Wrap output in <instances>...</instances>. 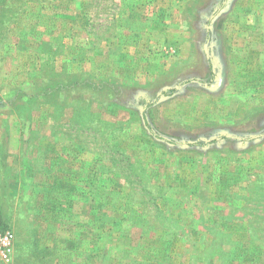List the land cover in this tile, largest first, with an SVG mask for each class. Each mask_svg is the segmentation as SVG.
Returning a JSON list of instances; mask_svg holds the SVG:
<instances>
[{
  "label": "rangeland",
  "instance_id": "obj_1",
  "mask_svg": "<svg viewBox=\"0 0 264 264\" xmlns=\"http://www.w3.org/2000/svg\"><path fill=\"white\" fill-rule=\"evenodd\" d=\"M121 4L43 0L34 13L64 17L32 20L38 38L13 33L28 18L0 33L1 169L17 174L0 180L16 237L0 264H264V0H141L124 36ZM82 72L115 99L85 92L88 114L43 97Z\"/></svg>",
  "mask_w": 264,
  "mask_h": 264
},
{
  "label": "trees",
  "instance_id": "obj_2",
  "mask_svg": "<svg viewBox=\"0 0 264 264\" xmlns=\"http://www.w3.org/2000/svg\"><path fill=\"white\" fill-rule=\"evenodd\" d=\"M122 6L129 8L130 16L132 17L133 16V11L131 10L132 6H133L132 2H130V1L125 2L124 1ZM4 7L5 6L2 7L3 15L1 14V16H0V33L1 34L3 33L2 36L5 35V29L9 26V24H7L8 21L6 19L7 15H8V12H7L8 7L7 6L5 8ZM55 16L64 17L63 15L59 14L58 12H55L53 17H55ZM16 20L18 23L19 18H17ZM117 22L119 23V20H117ZM49 24L50 23H48V26H49ZM41 25H44V24H41ZM138 26L139 25L136 21H134V22L130 21L127 23L125 28L130 30V31H133V30H139ZM27 31H29V32L20 33V35L22 36L21 39H24V41L28 40L30 36H34V37L38 38L39 32H37L33 27ZM49 33H52V30H50ZM40 34H41V42H40V50H38V52L44 53L45 52L44 50L48 51L50 49V47H48L46 45L48 43V41L43 39L45 34H42V33H40ZM63 38H64V35H63ZM68 77H70V78H67V77L59 78L58 77L54 82H52L51 84H49L45 88H43V93H42L43 97L45 96L46 98L49 97L50 99H56L58 104H61V102L67 103L70 100H72L73 102L77 101L76 106H78L80 109L79 113H81L87 109V111L89 110L88 114L94 113V110H93L94 107L91 105V102L94 104H96V103L100 104V103H103V101L107 97H109V100H111L110 98H112V97H113L112 99H115L114 98L115 93H116L115 88H118V86L116 85V82L114 83L112 80L108 81L107 78H104V79H100V80H102V81H100V80H97L94 76H92L90 73H87V72H82L80 74H73V76L68 75ZM85 92L89 93L88 99L91 102L88 101V103H86L85 100L81 101L83 98H86L84 96ZM108 94H109V96H108ZM27 96L30 99L36 98V96H33V95H30V96L27 95ZM77 103H80V104H77ZM144 118H146V124L149 125L145 113H144ZM218 140L219 139H215V140H212L211 142H215ZM193 145H203V144L196 142V143H193ZM4 147H6V145L1 146V148H3V149H4ZM22 163H23V165H22V167H23L25 165V162L23 161ZM1 168H2V161L0 160V180L3 178H6L7 185H8L10 179L12 177L15 178L17 174H15L14 171H12V174H11V172L9 173L8 172L9 168L6 169V171H2ZM41 169L44 170L43 167ZM26 170L28 171L29 167H26ZM46 170H47V167H46ZM19 175H21V174H18V176ZM17 179L18 178H16L15 181ZM20 181H21L20 183L22 184L23 190H26V187H25L26 184L22 180H20ZM5 195H6V193L3 194V197L2 196L0 197V201L4 204L6 203V200L10 199V197H8V196L5 197ZM0 227L5 229L4 225L1 222H0ZM218 228L221 229L220 227H213V229H218ZM201 259H203V258H200L199 260H201Z\"/></svg>",
  "mask_w": 264,
  "mask_h": 264
},
{
  "label": "crops",
  "instance_id": "obj_3",
  "mask_svg": "<svg viewBox=\"0 0 264 264\" xmlns=\"http://www.w3.org/2000/svg\"><path fill=\"white\" fill-rule=\"evenodd\" d=\"M132 2L133 6H132V11H133V16H130V10L129 8H126L124 6H122L123 2ZM48 2L49 0H44V5L45 7H48ZM38 4L40 3V6H43V0H0V16L2 13V7L3 6H7L8 7V15L6 17V19H9V22L12 23L14 20H16L17 18L19 19H25L28 18L30 20V23H27V25L25 27H23L21 25V23L19 25H13L12 28H14L13 33L14 34H20V33H27L33 26H32V20L34 21V24L36 23V18H42L43 15L48 19V20H53L54 17L52 15H46V14H41L43 13L41 11V13H34L32 10H34V4ZM121 7L120 9L114 14V18L117 20H119L118 23V27L120 29L119 31V35L124 36V35H135L138 33L137 30H125V26L127 25L128 22L130 21H142L143 17L141 14V0H120ZM4 7V8H5ZM56 18H58V16H55ZM5 18V17H4ZM35 19V20H34ZM130 20V21H129ZM137 22V23H139ZM11 26V24L9 25ZM16 27L18 29H16ZM21 28V29H20ZM10 30V29H9ZM125 32V33H124ZM10 33V31H9ZM124 33V34H123Z\"/></svg>",
  "mask_w": 264,
  "mask_h": 264
},
{
  "label": "built area",
  "instance_id": "obj_4",
  "mask_svg": "<svg viewBox=\"0 0 264 264\" xmlns=\"http://www.w3.org/2000/svg\"><path fill=\"white\" fill-rule=\"evenodd\" d=\"M15 233L0 227V261L10 262L15 247Z\"/></svg>",
  "mask_w": 264,
  "mask_h": 264
}]
</instances>
